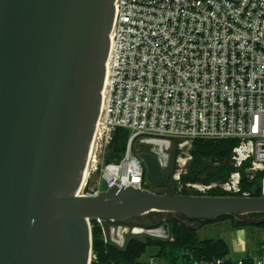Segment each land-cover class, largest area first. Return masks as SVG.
I'll list each match as a JSON object with an SVG mask.
<instances>
[{
  "label": "water",
  "instance_id": "1",
  "mask_svg": "<svg viewBox=\"0 0 264 264\" xmlns=\"http://www.w3.org/2000/svg\"><path fill=\"white\" fill-rule=\"evenodd\" d=\"M115 0H0V264H91L89 219L264 213V195L78 194L100 116ZM146 178L167 173L143 152ZM169 237L167 224L150 231Z\"/></svg>",
  "mask_w": 264,
  "mask_h": 264
},
{
  "label": "built area",
  "instance_id": "2",
  "mask_svg": "<svg viewBox=\"0 0 264 264\" xmlns=\"http://www.w3.org/2000/svg\"><path fill=\"white\" fill-rule=\"evenodd\" d=\"M115 7L101 111L78 194H99L104 181L108 188L149 189L143 152L155 155L168 176L177 148L174 177L182 180L195 140L232 139L228 178L182 180L180 191L264 195V0H115ZM119 127L130 131L126 150L107 161ZM93 221L106 242L119 246L138 230L100 217L89 219L91 227ZM96 258L92 249L91 262ZM248 261L264 264V252L238 263ZM138 264L161 262L152 255Z\"/></svg>",
  "mask_w": 264,
  "mask_h": 264
},
{
  "label": "trees",
  "instance_id": "3",
  "mask_svg": "<svg viewBox=\"0 0 264 264\" xmlns=\"http://www.w3.org/2000/svg\"><path fill=\"white\" fill-rule=\"evenodd\" d=\"M130 131L119 127L115 130L112 143L107 151L106 160H118L123 156L126 150ZM236 140H211L197 139L193 143L192 156L189 171L182 176L186 182H212L223 181L228 178L234 170L230 157ZM147 151V148H144ZM177 148L173 151L172 165L175 164ZM173 167V166H172ZM260 179L254 181L260 184ZM253 184H247L249 187ZM150 183L147 187L150 188ZM161 186V185H160ZM163 194V192H157ZM179 194H196L188 190H183ZM219 192H213L212 195H219ZM257 190L254 195H260ZM165 212L152 211L148 214L136 216L121 223L129 225H141L147 229L158 228L167 224L169 227V237H158L151 234L131 235L127 238L124 246H119L113 242H106L101 226L93 221V250L97 258L92 260L91 264H138L142 256L149 249L156 252L153 256L163 260L161 264H182L192 263L199 258L215 259L225 258L227 263L230 260L227 256L230 253L228 243L223 237L208 236L200 237L199 229L206 224L228 221L231 228L240 229L248 226L264 228V213L249 214L245 217H239L232 214L221 215L213 220H193L186 219L182 215L167 212V217L160 216ZM191 223H199L200 227ZM247 264H253L251 261Z\"/></svg>",
  "mask_w": 264,
  "mask_h": 264
},
{
  "label": "rangeland",
  "instance_id": "4",
  "mask_svg": "<svg viewBox=\"0 0 264 264\" xmlns=\"http://www.w3.org/2000/svg\"><path fill=\"white\" fill-rule=\"evenodd\" d=\"M172 166L169 170L166 183L164 185H161V186L151 184L150 188H149L150 190H153L155 192H163V194L168 193V192H174V193L179 194L181 192L179 187H180L181 183L183 184V182H182V180H179V181L176 180V178L174 177L175 173H177V171H178L177 170L178 165L175 163ZM189 166H190V163L188 165V171H189ZM102 187L104 190H106L108 188L105 181L103 182ZM160 217L165 219L167 217V214L165 213V214L161 215ZM239 217H245V216H239ZM123 224H125V223H123ZM191 224L200 227L199 223H191ZM125 225H127L131 228L136 227L138 229L136 231L130 232V234H128L127 238L130 237L131 235L150 234V231L158 229V228L162 229V227H164V225H162L158 228L147 229L144 226L137 225V224H135V225L125 224ZM240 229H244V231H246L247 237L249 238V241H250V246L252 248L254 247V249H255L259 242H262L264 244V228L248 226V227L240 228ZM230 230H236V229L231 228L228 221H221V222L206 224L205 226H203V228L199 229V235L202 238L208 237V236H220V237L225 238L228 235V231H230ZM155 252L156 251L154 249H149L148 252L142 256L141 260L149 259L152 255H154ZM253 255L257 256L259 254L253 253ZM159 262H163V260H159ZM225 264H239V263L237 261H235V262H230V263H225Z\"/></svg>",
  "mask_w": 264,
  "mask_h": 264
},
{
  "label": "crops",
  "instance_id": "5",
  "mask_svg": "<svg viewBox=\"0 0 264 264\" xmlns=\"http://www.w3.org/2000/svg\"><path fill=\"white\" fill-rule=\"evenodd\" d=\"M224 239L230 248V253L227 256L230 262H238L239 259L246 257L250 252L254 254L264 252V244L262 242H259L255 249L250 246L249 238L244 229L230 230Z\"/></svg>",
  "mask_w": 264,
  "mask_h": 264
},
{
  "label": "bare ground",
  "instance_id": "6",
  "mask_svg": "<svg viewBox=\"0 0 264 264\" xmlns=\"http://www.w3.org/2000/svg\"><path fill=\"white\" fill-rule=\"evenodd\" d=\"M86 176H87V173H86L85 176H84V180H83V183H82V186H81V187L84 186V181H85V179H86Z\"/></svg>",
  "mask_w": 264,
  "mask_h": 264
}]
</instances>
